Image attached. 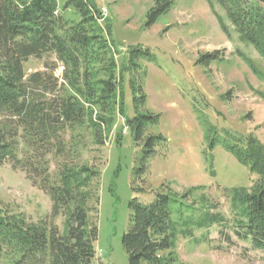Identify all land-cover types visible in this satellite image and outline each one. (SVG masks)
Masks as SVG:
<instances>
[{
    "label": "trees",
    "instance_id": "trees-1",
    "mask_svg": "<svg viewBox=\"0 0 264 264\" xmlns=\"http://www.w3.org/2000/svg\"><path fill=\"white\" fill-rule=\"evenodd\" d=\"M89 1L67 0L58 13L57 0H0V166L8 162L12 169H20L48 195L52 221L64 217L60 232L52 221L34 222L0 206V264H95L100 171L82 160V152L105 146L118 115L134 142L143 143L144 158H152L166 141L161 134L147 133L148 127L158 124L160 114L143 111L146 95L135 77L130 80L134 113L126 115L122 72L117 71L110 42L94 16L97 5ZM208 1L225 10L239 40L264 59V0ZM172 4L154 0L148 23ZM216 16L228 35L226 24ZM106 32L109 36L110 30ZM50 54L55 64L45 62L44 70L26 73L30 58ZM219 59L215 50L198 62ZM256 93L264 101V93ZM214 129L210 125L205 133ZM121 130L115 136L117 145ZM219 144L251 178L256 176L249 188H233L228 196L235 235L264 250V144L252 133L228 132ZM210 146L213 149L214 142ZM197 188L181 196L155 192L148 204L131 201L130 225L121 238L128 264H173L179 238L223 223L221 214L200 208L196 215L198 208L185 202Z\"/></svg>",
    "mask_w": 264,
    "mask_h": 264
},
{
    "label": "rangeland",
    "instance_id": "rangeland-1",
    "mask_svg": "<svg viewBox=\"0 0 264 264\" xmlns=\"http://www.w3.org/2000/svg\"><path fill=\"white\" fill-rule=\"evenodd\" d=\"M66 1L57 0L58 13ZM172 3L152 24L147 12L154 0L102 3L108 16L97 23L110 42L117 71L122 72L125 113L129 117L134 113L130 80L135 77L146 95L143 111L160 114L158 124L148 127L147 133L161 134L166 141L152 158H144L143 143L134 142L118 115L105 146H90V151L82 152V160L100 171L95 264H128L121 238L130 225L133 199L148 204L155 192L181 196L196 187L185 202L198 208L196 215L201 208L221 214L224 221L179 238L173 264H264V250L235 235L228 196L233 188H249L256 176L251 178L248 169L219 144L227 132L252 133L264 144V101L256 93H264V60L250 44L239 40L220 5L211 6L208 0ZM216 15L226 24L228 35ZM215 50H219V60L198 62ZM239 53L252 62L244 61ZM45 62L55 64L54 55L30 58L26 73L44 70ZM210 125L214 132L205 133ZM119 128L122 139L117 145ZM146 163V170L141 171ZM0 206L34 222L52 221L48 195L8 162L0 166ZM63 221L62 215L52 221L60 232Z\"/></svg>",
    "mask_w": 264,
    "mask_h": 264
},
{
    "label": "built area",
    "instance_id": "built-area-1",
    "mask_svg": "<svg viewBox=\"0 0 264 264\" xmlns=\"http://www.w3.org/2000/svg\"><path fill=\"white\" fill-rule=\"evenodd\" d=\"M89 2H90V3H94V4L97 5V11H96V13L94 14V16H95V18H96V20H97L98 22L107 19V16H108V15H107V13H108V12H107V8L104 7V6L102 5V3L104 2V0H90ZM61 69H62V68H60V70H59L58 72H60Z\"/></svg>",
    "mask_w": 264,
    "mask_h": 264
},
{
    "label": "crops",
    "instance_id": "crops-1",
    "mask_svg": "<svg viewBox=\"0 0 264 264\" xmlns=\"http://www.w3.org/2000/svg\"><path fill=\"white\" fill-rule=\"evenodd\" d=\"M257 57H259L260 59H261V57L260 56H257ZM263 59V58H262ZM264 60V59H263Z\"/></svg>",
    "mask_w": 264,
    "mask_h": 264
}]
</instances>
